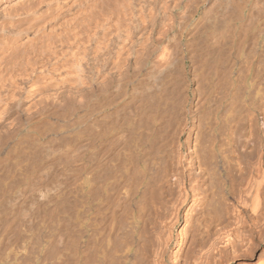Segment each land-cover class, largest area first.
<instances>
[{
	"label": "bare ground",
	"instance_id": "6f19581e",
	"mask_svg": "<svg viewBox=\"0 0 264 264\" xmlns=\"http://www.w3.org/2000/svg\"><path fill=\"white\" fill-rule=\"evenodd\" d=\"M0 264H264V0H0Z\"/></svg>",
	"mask_w": 264,
	"mask_h": 264
}]
</instances>
